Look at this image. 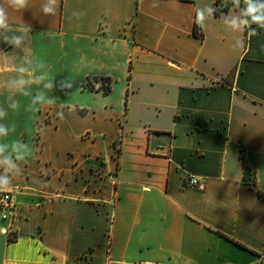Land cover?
<instances>
[{
  "label": "crops",
  "instance_id": "obj_1",
  "mask_svg": "<svg viewBox=\"0 0 264 264\" xmlns=\"http://www.w3.org/2000/svg\"><path fill=\"white\" fill-rule=\"evenodd\" d=\"M249 5L264 16V0H0V94L47 115L37 141L0 122L15 203L0 264L264 263V25Z\"/></svg>",
  "mask_w": 264,
  "mask_h": 264
},
{
  "label": "rangeland",
  "instance_id": "obj_2",
  "mask_svg": "<svg viewBox=\"0 0 264 264\" xmlns=\"http://www.w3.org/2000/svg\"><path fill=\"white\" fill-rule=\"evenodd\" d=\"M16 73H20V72H16ZM12 83L13 82L9 84ZM87 85L88 82L84 83V86ZM101 86L104 87L103 85ZM3 92H4L3 94H0V102H3L5 105H9L8 109L10 112L7 115H3L2 117H0V122L6 121V123L10 125L11 133H14V135L13 134L10 135L11 137L14 138V136L15 137L19 136L20 138L25 140L35 139L37 141L38 137L36 133L39 131L40 126L43 125V123H45L44 119L47 118V115L46 114L39 115L40 110L36 114L23 112L24 110L25 111L30 110L27 107H19V105H21V102H24L25 99L21 98V95L13 94L12 92H10V89L7 87ZM20 93L21 92H19V94ZM6 98H9L11 101L9 104L6 103L7 102ZM60 99L62 98L58 97L57 100ZM15 104L18 107H14L13 105Z\"/></svg>",
  "mask_w": 264,
  "mask_h": 264
},
{
  "label": "built area",
  "instance_id": "obj_3",
  "mask_svg": "<svg viewBox=\"0 0 264 264\" xmlns=\"http://www.w3.org/2000/svg\"><path fill=\"white\" fill-rule=\"evenodd\" d=\"M214 1L216 8H222V6L224 7L225 5H227L228 2V0H214ZM102 85L104 86L102 88L105 89V87L108 86V82L102 81ZM119 143H120L119 140L114 141L115 152H118L119 150ZM247 174L248 176H250L251 181L254 180L253 173H250L248 170H246V175ZM185 181H186V185L189 186L199 185L198 178L193 175L186 177ZM14 210H15V203L12 197V192L10 190L0 191V218L4 221H8L9 223H11L15 216ZM262 264L264 263L262 262Z\"/></svg>",
  "mask_w": 264,
  "mask_h": 264
},
{
  "label": "clouds",
  "instance_id": "obj_4",
  "mask_svg": "<svg viewBox=\"0 0 264 264\" xmlns=\"http://www.w3.org/2000/svg\"><path fill=\"white\" fill-rule=\"evenodd\" d=\"M246 3L249 2V0H245ZM27 0H7V4L9 7H12L15 10H20L26 6ZM264 7V6H262ZM45 11H48L47 9ZM258 9L256 7H252L249 5L247 14L252 17V22H255L259 25H264V16L262 15H256ZM7 11L3 6H0V28L6 27V21H7ZM202 18V17H201ZM3 116V112L0 111V117ZM6 134V129L0 125V136ZM2 147H0V151H2ZM22 158V157H21ZM10 186V182L6 180L3 177H0V191H6L7 187Z\"/></svg>",
  "mask_w": 264,
  "mask_h": 264
},
{
  "label": "trees",
  "instance_id": "obj_5",
  "mask_svg": "<svg viewBox=\"0 0 264 264\" xmlns=\"http://www.w3.org/2000/svg\"><path fill=\"white\" fill-rule=\"evenodd\" d=\"M193 34H194L195 36L202 37L201 28H200V26H199V23H198L197 19H195V21H194V25H193ZM232 74H233V72L230 73V76H232ZM103 90L106 91V89H104V88H103ZM14 237H15V236H10L9 238H10V240H11V239H13Z\"/></svg>",
  "mask_w": 264,
  "mask_h": 264
}]
</instances>
